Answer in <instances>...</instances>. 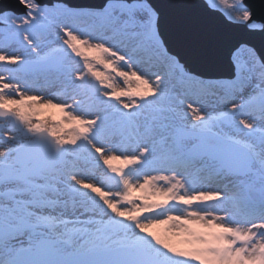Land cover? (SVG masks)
Listing matches in <instances>:
<instances>
[{
	"label": "snow or ice",
	"instance_id": "6c2138e0",
	"mask_svg": "<svg viewBox=\"0 0 264 264\" xmlns=\"http://www.w3.org/2000/svg\"><path fill=\"white\" fill-rule=\"evenodd\" d=\"M17 5L0 10V264H264V7ZM189 9L243 37L177 27Z\"/></svg>",
	"mask_w": 264,
	"mask_h": 264
},
{
	"label": "water",
	"instance_id": "95a60500",
	"mask_svg": "<svg viewBox=\"0 0 264 264\" xmlns=\"http://www.w3.org/2000/svg\"><path fill=\"white\" fill-rule=\"evenodd\" d=\"M83 2L98 4L102 0H83ZM161 4H180V3H201L202 0H157ZM257 10L264 7V0H248ZM18 9L17 0H0V10ZM182 11V15H177L174 23L177 27L193 29L201 32L209 40L214 35L228 34L243 37V33L233 32L225 26L217 17L208 15L202 9L176 10Z\"/></svg>",
	"mask_w": 264,
	"mask_h": 264
},
{
	"label": "rangeland",
	"instance_id": "374dc122",
	"mask_svg": "<svg viewBox=\"0 0 264 264\" xmlns=\"http://www.w3.org/2000/svg\"><path fill=\"white\" fill-rule=\"evenodd\" d=\"M49 112H55V110H48Z\"/></svg>",
	"mask_w": 264,
	"mask_h": 264
}]
</instances>
